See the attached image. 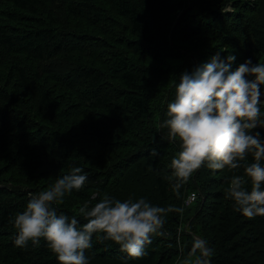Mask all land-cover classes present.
I'll return each mask as SVG.
<instances>
[{"label":"trees","instance_id":"1","mask_svg":"<svg viewBox=\"0 0 264 264\" xmlns=\"http://www.w3.org/2000/svg\"><path fill=\"white\" fill-rule=\"evenodd\" d=\"M169 8L168 0H0V264H59L43 238L37 247L31 242L26 248L16 247L17 229L11 221L25 209L30 194L48 189L73 166L82 167L88 178L101 180L99 186L94 180L92 189L122 202L143 197L157 206L180 207L191 190H201L191 185L183 197L169 193L172 170L166 149L177 143L162 139L166 129L158 128L160 120L155 124L148 118L143 105L148 73H140L129 60L135 59L139 50L131 45L129 56L121 58L114 52L108 60L102 48L90 44V37L85 36L104 33L112 44L121 46H126L128 36H132L155 45L154 30H163ZM232 8L235 12L224 17L210 12V23L205 24L207 32L228 40L237 51L245 50L246 60L250 58L254 63L264 58V3L241 0ZM198 21L200 18L195 17L191 23ZM212 23L221 29L216 30ZM114 26L127 38L118 37ZM195 29L182 26V38L188 40ZM238 33L243 43L237 47L230 38ZM77 38L84 42L83 46L61 43L63 39L70 42ZM200 39L207 47V38ZM108 79L117 82L122 90L110 86ZM165 93L164 90L162 94ZM156 112L163 115L160 109ZM261 137L264 138L263 133ZM152 149L159 154L150 155ZM139 154H144V159L134 160ZM97 156H104L105 160L100 163ZM252 162L254 157L249 154L247 163ZM121 166H126L124 171L114 175ZM234 171L243 173V167ZM100 172L106 175L104 179H98ZM204 174L201 170L199 177ZM75 195L74 190L56 206L58 214L68 215L63 207L75 208L69 200ZM217 210L218 245L213 249L211 263L249 264L240 254L248 243L236 225L240 212L234 209L233 201ZM176 213L165 217V227L170 229L167 232L174 227L168 239L172 243L178 237H190L184 227L179 229ZM79 219L81 224L86 222ZM202 223V232L209 237L206 218ZM255 228L256 233L263 231L260 224ZM165 240L154 235L146 249L157 248ZM103 243L104 252L116 248L114 241ZM147 252L143 258L122 259L119 263L168 264L174 259L167 251L156 260L158 254L151 248Z\"/></svg>","mask_w":264,"mask_h":264},{"label":"clouds","instance_id":"2","mask_svg":"<svg viewBox=\"0 0 264 264\" xmlns=\"http://www.w3.org/2000/svg\"><path fill=\"white\" fill-rule=\"evenodd\" d=\"M226 51L220 49L208 62L179 74L175 96L167 103L166 118L158 128L166 129L162 139L179 144L169 177L170 181L174 178L177 197L193 173L205 165L213 171L243 167V174L231 177L225 195L237 212L253 219L264 216V138L257 130L264 128V63L254 64L249 58L233 70L236 56L228 53L222 58L221 52ZM158 154L156 149L150 152ZM249 154L254 157L252 163H247ZM87 180L84 169L73 166L48 189L30 194L25 209L11 221L17 229L14 245L26 248L31 242L37 247L43 238L59 264H89L86 250L92 249L93 236L102 234L97 236L101 243L114 241L127 257L143 258L149 254L146 247L154 235H171L164 230L166 215L184 212L182 207L157 206L143 197L122 202L93 193L71 217L58 214L56 206L66 195L83 189ZM194 200L192 193L185 204ZM91 201L98 202L92 205ZM79 217L86 222L81 224ZM180 251L183 253V247ZM212 254L208 242L193 235L192 246L180 264H211Z\"/></svg>","mask_w":264,"mask_h":264},{"label":"rangeland","instance_id":"3","mask_svg":"<svg viewBox=\"0 0 264 264\" xmlns=\"http://www.w3.org/2000/svg\"><path fill=\"white\" fill-rule=\"evenodd\" d=\"M170 1V8H169V18L166 23L162 25V31L159 28L154 30L156 33L154 38L153 44H148L144 40H139L132 36H128L129 42H127L126 46H121L116 44H112L109 40H107V36L103 34H84L87 37H90L89 43L92 42L96 44V46L102 48V51L106 54V59H110L113 57L114 52L118 54L119 57H126L129 56V47L132 45V48L135 47L136 50H139L134 55V58H129L130 62H132V66L137 69L139 72H147L146 79L144 81L147 82L146 86L147 93L143 96V105L144 108L147 109L146 111L149 116L148 118L155 122V124L162 119L166 118V108L167 103L170 102L175 96V83L178 82L179 74L182 73L184 70L191 71L193 67L199 62L200 64L206 63L210 60L212 56L216 54L217 51L220 49L227 50L226 52H221V57H226L228 53H232L236 56V60L232 64L233 70L238 68L241 63L245 62V50L241 49L237 51V48L234 46H230L228 44V40L224 41L221 37H216L213 33L207 32L208 29L205 27L206 22L210 23L209 16L211 13L215 15H221L222 17L226 16L227 14L230 15V12H235L232 6L234 3L241 0H168ZM255 3L258 4L260 2L264 3V0H248V3ZM233 9L234 11H232ZM238 10V8L236 9ZM211 12V13H210ZM183 16V17H182ZM196 17V20L200 18V21L193 22V19ZM202 18V19H201ZM182 20L184 22L182 23ZM241 24L243 25L244 21L240 20ZM182 23V24H180ZM182 26H190L196 28V32L193 33V36L190 35L188 40H184L182 37L184 36L183 31H180ZM212 26L215 27L216 30H220L221 27L219 25H215L212 23ZM118 32V37L127 38V35L122 33L117 29V26L113 27ZM69 30V29H63ZM199 32V33H198ZM207 33V34H206ZM120 35V36H119ZM200 37L206 40L207 44L202 45ZM240 38V39H239ZM238 47L239 44L243 43V37H241V33L235 34L230 38ZM62 45L64 46L67 43L76 42V45L83 46L84 42L77 39H72L70 42H66L64 39L61 40ZM125 45V44H124ZM234 47V48H233ZM236 49V50H235ZM132 51V50H131ZM133 52V51H132ZM136 56L139 58H136ZM254 59V56L251 57ZM140 60V62L138 61ZM256 63H264V58H260L259 60L254 62ZM107 65V63H106ZM152 73V76L149 75V72ZM140 72V73H141ZM108 83L110 86L122 90V87L115 82L108 79ZM145 86V84H144ZM145 86V87H146ZM166 91L165 94H162L163 91ZM146 92V91H145ZM262 93H264V86H262ZM262 99H264V94H262ZM157 109L163 113L154 111ZM264 110V109H262ZM154 111V112H153ZM146 117V116H145ZM156 117V118H155ZM261 133L264 134V128L257 129ZM179 150V144L177 143L175 147L167 148L166 152L169 153L170 162L168 165L170 166L171 159L173 156L177 154ZM100 158V163L105 160L103 156H97ZM144 154H139L137 157H134V160H141L144 159ZM126 167V166H124ZM124 167H118L114 175L118 174V171H124ZM171 169V167H170ZM172 170V169H171ZM201 170L205 173L201 177H199V173ZM124 173V172H123ZM100 177L98 179H104L106 175L103 172H100ZM236 174H243L242 172H236L234 170L227 171V168L223 170L213 171L208 169L205 165L204 167L200 168L198 171L194 172L191 179L188 181L187 184H184L180 191V195L183 197L184 194L191 189L192 187H200V191L198 190H191L192 193H195V200L189 204H185V200L187 199L186 196L180 204V207L184 208L183 214L176 213V218L179 221V229L184 227L185 232L189 234V238L184 237L182 240L180 237L176 240V242L172 243L168 241L169 237L165 238V242L162 241L161 245L157 248L148 247L146 249L149 251V248L152 249L153 253L158 254L154 257V260L158 258V256L163 251H167L168 256L170 255L168 252L174 255V259L172 263L168 260V264H180V261L187 256L188 251L192 246L193 235L198 236L204 240H206L212 250L215 249L218 245V237L217 233V223L216 217L220 211L217 210V207L225 205L226 203H230V199L226 198L225 190L228 187L230 182V177ZM172 176V173L170 174ZM169 176V177H170ZM93 178H88L86 181L85 187L80 191H75L76 195L72 196L69 200L74 202L75 208L69 209L67 207H63V210H66L67 214L71 217L75 214V211L78 207L86 201L91 200V195L93 193H99L98 190L92 189V184L94 183ZM99 186L101 180H96ZM170 183L174 182L170 181ZM248 190H251L250 183L248 184ZM96 188V187H95ZM169 193L175 194L173 188L169 190ZM218 194V195H217ZM106 193L100 194V197H103ZM220 195V196H219ZM69 195H66L68 197ZM98 201H91V204L94 205ZM67 206V205H66ZM209 215L213 217L208 218ZM82 218L83 217H79ZM175 218V219H176ZM206 218V225L208 227V234H203V224L202 220ZM167 220V219H166ZM238 222V223H237ZM237 227H240L241 234L240 236H244L248 238V243H246L240 251V254H243L244 259L251 264H264V216H257L253 219H248L239 213L236 219ZM260 224L263 231L259 234L256 233V225ZM167 223L164 225L165 231H170V229H166ZM210 228V230H209ZM178 229V230H179ZM174 227L172 226L171 232H173ZM171 232H169L171 234ZM206 232V231H205ZM102 235V234H99ZM98 236V235H97ZM97 236L95 239L92 240L93 247L90 250H86V256L89 258V264H121L119 263L122 259L127 261L132 260L131 258L127 257L122 252L120 253V246L116 243L114 251L110 249L104 252V243H101ZM205 236V237H204ZM241 239V238H240ZM257 240L256 243H252V240ZM166 247V250L163 248ZM100 247V248H99ZM167 247H170L169 250ZM183 247L184 251L181 253L180 248ZM99 248V251H97ZM106 249V248H105ZM157 250V251H156ZM114 254L112 257L110 254ZM215 251L213 250V254ZM212 254V255H213ZM153 260V261H154ZM249 263V264H250ZM213 264V263H211Z\"/></svg>","mask_w":264,"mask_h":264},{"label":"built area","instance_id":"4","mask_svg":"<svg viewBox=\"0 0 264 264\" xmlns=\"http://www.w3.org/2000/svg\"><path fill=\"white\" fill-rule=\"evenodd\" d=\"M192 194V192H189L188 195H187V198Z\"/></svg>","mask_w":264,"mask_h":264}]
</instances>
